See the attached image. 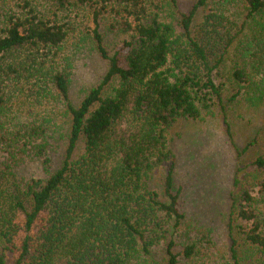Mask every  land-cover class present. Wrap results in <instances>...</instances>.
<instances>
[{"label": "trees", "instance_id": "1", "mask_svg": "<svg viewBox=\"0 0 264 264\" xmlns=\"http://www.w3.org/2000/svg\"><path fill=\"white\" fill-rule=\"evenodd\" d=\"M187 1L0 0V264H264V154L249 185L236 168L224 251L179 207L169 135L260 110L264 0ZM76 8L107 68L74 102Z\"/></svg>", "mask_w": 264, "mask_h": 264}, {"label": "rangeland", "instance_id": "2", "mask_svg": "<svg viewBox=\"0 0 264 264\" xmlns=\"http://www.w3.org/2000/svg\"><path fill=\"white\" fill-rule=\"evenodd\" d=\"M188 3L181 0L183 6ZM66 13L75 28L65 49L68 56L73 54L69 90L70 98L77 102L85 89L100 81L107 62L84 30L94 26L91 15L82 8ZM106 24L101 22L100 32L110 47L120 37ZM261 106L259 111L236 106L229 109L227 117L231 137L219 114L205 120L180 119L169 132L176 161V188L181 187L179 207L187 217L208 226L224 251L229 242L230 194L237 190L233 186L236 168L244 167L239 177L241 183L249 185L256 173L251 162L256 155L264 154V103ZM34 110L19 105L10 111L16 114L15 120L19 121ZM236 224L244 225L240 220Z\"/></svg>", "mask_w": 264, "mask_h": 264}]
</instances>
